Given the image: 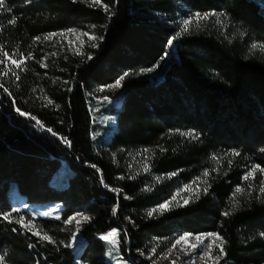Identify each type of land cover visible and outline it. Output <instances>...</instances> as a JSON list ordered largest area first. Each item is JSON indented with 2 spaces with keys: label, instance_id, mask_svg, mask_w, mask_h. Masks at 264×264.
<instances>
[{
  "label": "trees",
  "instance_id": "obj_1",
  "mask_svg": "<svg viewBox=\"0 0 264 264\" xmlns=\"http://www.w3.org/2000/svg\"><path fill=\"white\" fill-rule=\"evenodd\" d=\"M6 6L0 50L31 58L16 71L19 79H2L0 87L3 264H109L100 237L114 229L128 264H152L153 250L162 254L184 234L205 233L224 240L220 264H264V173L244 179L264 168V0ZM203 14L211 17L181 27ZM71 30L94 34L96 46L83 57L43 52V37ZM149 71H156L151 81ZM117 80L101 111L115 125L99 134L92 109ZM61 170L64 184L52 185ZM198 183L187 205L155 214ZM54 203L62 204L59 219L26 209ZM72 217L79 225L66 223Z\"/></svg>",
  "mask_w": 264,
  "mask_h": 264
},
{
  "label": "rangeland",
  "instance_id": "obj_2",
  "mask_svg": "<svg viewBox=\"0 0 264 264\" xmlns=\"http://www.w3.org/2000/svg\"><path fill=\"white\" fill-rule=\"evenodd\" d=\"M86 3L92 4L91 0H81ZM203 15H208V19L211 17L209 14H203ZM201 15V16H203ZM197 15L190 19L186 20H191L192 23L190 24L191 26L199 25L202 21L204 20H196ZM207 19V20H208ZM186 20L181 21V27L184 28V22ZM189 25V26H190ZM188 26V27H189ZM83 33H88L91 36H94V34L88 32V31H76V30H71L63 33H58V34H50L45 37L51 36V39H44L43 37L41 39V45L44 47L43 52L49 56V55H55L56 57L59 55L62 56H77V57H83L85 54V50L87 47H90L96 42L95 40H89L87 36L83 35ZM63 34V35H61ZM95 37V36H94ZM79 52V54H77ZM169 58V55L165 57V61ZM0 59H3V53L0 51ZM9 67L13 71H17L18 69L15 68L14 65H11L10 61L7 62ZM3 69L4 65L0 64V85L2 79L10 78L12 76H15L12 74V72H9L7 76L3 75ZM156 72V71H155ZM155 72L152 73V71H149L146 73L148 76L149 81H151L152 77L156 74ZM116 88L115 87H110L108 89H101L99 91V94L97 95L98 97L96 98V105L94 106L93 110V117L95 123L99 126V131L98 133L101 134L103 132L102 127H106L107 124H110L112 127L115 125L114 120H108L106 116H103L101 113L104 104L108 102L110 99L107 95L110 93V91H114ZM107 98V99H105ZM104 103V104H103ZM63 171L61 170L58 175H55L51 179V184L60 186L64 184V180L66 178V173L63 175H60ZM68 173V172H67ZM201 185L200 183L198 184H191L187 185L181 188V190L177 191L173 198L171 199V206H185L184 205V200L185 199H190L194 197V195L199 191ZM191 189L190 191H185V189ZM10 196L12 200L17 202L16 200L19 199V195L17 194L16 190H14V187L11 188L10 190ZM165 204V203H164ZM24 208V207H23ZM26 209L32 213L35 217L39 218H45V219H57L56 217L58 216L60 218L61 216V210H62V204L60 203H54V204H30L26 206ZM159 209V207L157 208ZM156 209V210H157ZM168 211V210H167ZM49 213V215L44 216L42 213ZM155 214H162L165 213L166 211H154ZM116 232L117 230L114 229ZM113 231V230H112ZM110 231V232H112ZM108 232V233H110ZM107 233V234H108ZM106 234V235H107ZM118 234V232H117ZM210 233H205V234H197V235H207ZM185 235V234H184ZM192 237L195 235L191 234ZM179 238V237H178ZM177 238V239H178ZM117 244L115 247L107 243L108 246V251L105 255L106 261L109 264H128L125 260H123L122 256L119 254V249H118V237H115ZM176 239V240H177ZM175 240V241H176ZM174 241V243H175ZM210 242V240L206 239L204 242V246H199L196 251H192L190 248L186 249L188 254L186 255L184 252H181L179 249L183 247V245H177L175 249H173L172 244L169 249H167L164 253L156 255V251L152 252L150 255V259L152 260V264H172V261L175 260L176 264H206L205 261L200 260L199 257L203 255V252L206 251V245ZM189 243H196L194 239H191ZM217 243H219L217 241ZM213 255H219V249L214 248ZM179 257V259H177ZM222 259V255H219V260L218 264H220V260ZM207 264H212V261H207Z\"/></svg>",
  "mask_w": 264,
  "mask_h": 264
},
{
  "label": "snow or ice",
  "instance_id": "obj_3",
  "mask_svg": "<svg viewBox=\"0 0 264 264\" xmlns=\"http://www.w3.org/2000/svg\"><path fill=\"white\" fill-rule=\"evenodd\" d=\"M91 3L92 4H100L101 3V0H91ZM0 9L4 10V11H10L9 8H7L6 6V0H0ZM211 15L215 16L216 14L215 13H212ZM208 19V15H197L196 17V20L199 21V20H207ZM11 23H15V20H12ZM192 23L191 20H186L184 22V31H187L188 30V26ZM63 35V34H61ZM83 35L87 36L88 39L91 41V40H95L96 37L94 36H91L89 35L88 33H83ZM52 37L51 36H48V37H45L44 39H51ZM168 44L171 45L172 44V40H169L168 41ZM96 45L93 44L92 47H95ZM253 48H256L257 46L256 45H253L252 46ZM2 51V50H0ZM79 54V52L77 53ZM15 54H12L11 56L9 55L8 52H3V59H0V64H3L4 65V69H3V75L7 76L9 72H12L13 75H16V72L13 71L9 65H8V61H10L11 65H14L16 69H20L21 66L25 63V60L26 59H30L31 57H21L20 59H16L14 58ZM90 58V57H89ZM41 67H45V65L41 64ZM16 78L19 79V76L16 75ZM120 83L121 81L120 80H117L115 85L113 87H118L120 86ZM0 87H2V85H0ZM5 91H7V89H5ZM107 99V98H105ZM53 102L51 100H48V104H52ZM20 115L24 116L26 115L24 112H20L19 113ZM34 119V118H33ZM36 123L38 125H40L41 127H43V125L40 123V121H36ZM47 131L51 132L52 135H56L55 132H52V129H47ZM65 143H68L67 140L64 141ZM238 155V153H237ZM93 167H95V165H93ZM257 171H260L261 173H264V168H260L259 166H255L249 173L248 175H246L244 177L245 180H248L249 177H253L254 178V175ZM175 173H173L174 175ZM205 176L208 175L207 172L204 173ZM191 189H185V191H190ZM206 191V190H205ZM260 193L264 194V186H261L260 189H259ZM236 192H242V189L241 188H237L236 189ZM175 199V198H173ZM189 203V200L188 199H185L184 200V205H187ZM171 202H167L165 204H162L159 206V209L157 210H154V211H167L169 210V206H170ZM13 211H16L15 209H13ZM115 209H113V214H115ZM149 215H152V212H149L148 213ZM42 215L44 216H47L49 215V213L45 212V213H42ZM225 215H228V213H225ZM4 219H8L9 216L6 214L4 215L3 217ZM57 219H59V217L57 216L56 217ZM83 219H87V217H84ZM76 220V217H72L70 219H68L66 221L67 224H71L72 221ZM18 223H20L21 227H25L27 228L28 230H31V228L29 227V225L25 224L24 222V218L23 217H20L19 220H18ZM76 223L77 225H79L80 221L79 220H76ZM34 227V226H32ZM33 235H37L40 237V239L42 240H45L47 241L48 243H53L51 237H49L47 234H43L41 235V233L39 231H33L32 233ZM117 236V232L115 230H113L112 232L108 233L107 235H102L100 237L101 240L103 241H106L107 243H109L110 245H112L113 247L116 246L117 244V241L115 239V237ZM73 239H75V237L73 236ZM191 239H194L196 241V243H189V241ZM208 239L210 240V242L206 245V251L203 252V255H201L199 257L200 260H203L206 262L207 264V261H212V264H218V260H219V255H222L223 252H224V240L223 238L219 235V234H214V233H210V234H207V235H195L194 237H192L191 234H185V235H182L180 236L176 241L175 243L172 245L173 249H175L177 247V245H183V247H181L179 250L181 252H184L186 255L188 254V252L186 251V249H191L192 251H196L197 248L199 246H204V242L205 240ZM217 241L219 243H217ZM214 248H217L219 249V255H213V251H214ZM155 251V250H153ZM177 259H179V257H177ZM0 264H3V258L0 257ZM172 264H176V261L173 260L172 261Z\"/></svg>",
  "mask_w": 264,
  "mask_h": 264
}]
</instances>
